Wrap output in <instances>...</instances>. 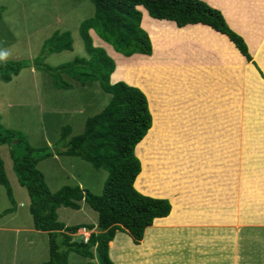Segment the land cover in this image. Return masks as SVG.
<instances>
[{
  "label": "rangeland",
  "instance_id": "rangeland-1",
  "mask_svg": "<svg viewBox=\"0 0 264 264\" xmlns=\"http://www.w3.org/2000/svg\"><path fill=\"white\" fill-rule=\"evenodd\" d=\"M206 2L215 3L221 12V8H227L229 12L225 13L233 22L241 21L238 34L245 36L254 47L250 34L264 27V0ZM0 11V63L32 61L44 52L48 39L55 33L65 32L71 33L74 50L46 54L45 63L58 67L77 57H88L80 27L94 16L95 8L89 0H0ZM242 11H247L243 17ZM194 31L197 33L193 38L189 36L171 44L163 37L166 40L161 45L163 50L158 54L153 51L146 60L147 69L136 66L128 69L130 81L123 78L127 74L123 67L130 63L126 62V57L114 53L110 46L90 33L95 46L105 48L114 60L115 83L139 86L149 100L152 127L155 126L151 136L136 148L144 168L138 188L135 184L138 191L154 197L179 199L182 196L179 189L186 183L185 173L181 175L177 167L182 157L185 163L189 155L196 153L195 162L201 168L195 173L196 180L192 181L195 190L190 194L196 198L192 201L199 222L196 239L190 243L194 226L184 224V238L183 234L178 235L180 239L176 243L175 236L167 230L155 239L164 249L165 259L156 254L152 258L138 253L139 258L128 257L131 264H171V261L187 264L195 258L199 264H242L241 231L248 227L246 221L242 222L243 211H247L248 203L252 205L253 195H260L264 188V83L254 70L255 65L251 66L252 62L248 61L250 71H243L235 64L232 53L237 50L229 41L215 31ZM241 58L246 63L247 59ZM165 66L173 67L167 75ZM174 72L180 73L179 80L173 78L171 73ZM184 73L188 75L187 81L182 76ZM169 77L173 79L167 80ZM110 100L111 96L99 83L84 87L76 84L73 90L58 91L48 74L30 67L10 83L0 81L2 125L21 132L32 147L50 148L53 152L62 149L58 145L63 127L71 126L73 136L81 135L88 118L100 114ZM0 156L14 198L12 202L5 187L0 185V216L14 210L0 217V264H47L50 236L34 229L30 197L13 171L8 146L0 147ZM38 168L53 193L66 186H80L100 195L109 178L107 171L96 170L75 157L53 156L41 161ZM185 209L180 206L179 216L181 210L184 217L195 215L186 213ZM58 215L59 221L67 227L94 225L93 232L87 228L86 232L90 236L99 233L98 214L86 203L81 204L79 211L61 208ZM82 232L76 238L85 242ZM118 234L129 237L125 233ZM148 236L153 238V235ZM119 239L113 242L118 243ZM125 240L130 241L123 244V249L131 255L140 250L130 237ZM93 253L94 260L72 254L69 263L100 264L95 248ZM109 254L111 261L117 264V254L113 253L115 259L111 258V251ZM253 263L261 264L258 259Z\"/></svg>",
  "mask_w": 264,
  "mask_h": 264
},
{
  "label": "trees",
  "instance_id": "trees-1",
  "mask_svg": "<svg viewBox=\"0 0 264 264\" xmlns=\"http://www.w3.org/2000/svg\"><path fill=\"white\" fill-rule=\"evenodd\" d=\"M89 1L94 5V16L80 27L87 58L77 57L73 62L58 67L45 63L46 54L74 50L73 37L70 32H65L55 33L48 39L43 46L44 52L32 61L0 63V81L4 83L12 82L22 70L30 67L48 74L54 89L58 91L73 90L75 84L84 87L99 83L101 89L111 96L110 103L100 114L88 118L81 135L73 136L71 126L63 127L58 145L62 149L55 152L50 148L32 147L21 132L5 128L0 116V147L8 146L13 171L19 184L28 191L34 229L50 236V261L47 264H71L69 257L73 253L84 259L94 260V248L100 264H114L110 259L109 245L117 233L127 234L136 246H140L146 230L153 226L155 220L169 217L172 211L169 200L145 195L137 189L144 168L136 148L151 136L155 126L154 124L152 127L149 100L138 87L112 82L111 78L117 70L116 64L105 48L95 46L90 31H94L99 40L110 46L114 53L127 58L126 62L130 63L123 67L127 69L123 78L129 81L128 69L131 66L145 68L146 60L152 56L153 51L158 54L163 50L161 45L166 41L164 39H168L167 44H171L178 39H187L189 36L193 38L197 33L194 30L209 32L212 28L216 33L227 36L231 42L225 36L224 40L234 44V48L241 53H232L235 64H239L240 68L249 66L242 56L253 62L247 43L238 34L242 22H233L225 13L227 8H221L223 14L212 8L211 6L218 8L213 2L209 6L201 0ZM246 13L247 11H242L240 15L243 17ZM246 31L249 33L250 29ZM254 33L257 31L252 30L250 36L256 50L258 43L257 38L253 37ZM254 65L259 70L257 63L254 62ZM154 118L156 120V116ZM55 155L80 158L96 170L107 171L109 178L103 193L95 195L80 186H66L56 193L51 192L38 166L41 161ZM194 164L198 169L199 165ZM4 165L0 156V185L5 187L13 202ZM82 203L88 204L98 214L99 233H92L87 243L76 238V235L82 229L92 231L96 226L67 227L59 221L58 215L61 208L79 211ZM13 211L8 210L0 217Z\"/></svg>",
  "mask_w": 264,
  "mask_h": 264
},
{
  "label": "crops",
  "instance_id": "crops-1",
  "mask_svg": "<svg viewBox=\"0 0 264 264\" xmlns=\"http://www.w3.org/2000/svg\"><path fill=\"white\" fill-rule=\"evenodd\" d=\"M202 1L206 2V0H202ZM211 7L217 9L214 6H211ZM148 16H149V13H148ZM142 20H143V18H142ZM198 26H190V27H198ZM202 26H205V25H202ZM187 27H189V26H187ZM206 27H208V26H206ZM209 28H207V29H209ZM210 30L215 31L212 28H210ZM90 33H93L99 39V37L96 35V33L94 31H90ZM217 33H219V32H217ZM220 34L221 33H219V36L223 35V34H221V35ZM91 36H92V34H91ZM224 36L225 35H223V37ZM225 37H227V36H225ZM225 37H224V39H225ZM254 37L257 38L256 40L258 43L256 50L252 46L250 41H248L245 36H242V38L245 40V42L248 45L249 53L251 54L252 59H253L251 66L254 65V62L257 63L259 70L255 66H253V67H255L254 70L256 71L260 80L264 83V27L259 32L254 33ZM92 38H93V36H92ZM228 40H229V38H228ZM233 46H235V45L233 44ZM237 51H238V49H237ZM144 57H147V56H144ZM242 57H244V56H242ZM246 63L249 65V62L247 60H246ZM211 67H214V66H211ZM225 67H231V66H225ZM116 68H117V66H116ZM159 68H162V67H159ZM163 68H168L167 71L164 72V74H166V75L168 74L169 69H173V67H170V66H165ZM187 68H196V67H188L187 66ZM145 69H147V68H145ZM145 69H142V70H145ZM242 70L243 71H250L249 66L242 67ZM169 73H170V71H169ZM249 73L250 72H247V76H249ZM171 74H173V76H174L173 78L175 80L180 79V76H178V75H180V73L174 72ZM171 74H169V75L171 76ZM114 75L111 78L113 80L112 81L113 83H115ZM226 75H230V74H225V76ZM182 76L187 81L188 75L186 73H184ZM173 78L169 77V79H167V80H171ZM214 78H216V76H214ZM116 81H118V79ZM137 87H139V86H137ZM144 93L146 94L145 91H144ZM146 96H147V94H146ZM150 111H151V109H150ZM196 157H197L196 153L194 155H192V154L189 155V158L185 163H184L185 157H182V160H181L182 163H180L177 166L181 172V175H184V173H185L184 179H186V183L182 188L179 189V192H182L181 193L182 196H180L179 199H175L173 197H167V196L162 197V198L169 200V202L172 206L171 214L167 218L155 220L153 226L146 230L145 238H144L143 242L141 243V245L138 247V248H140V250H138V251L135 250V254L131 255L130 251H127V249H123L124 248L123 244L124 243L128 244V241H130V240H128V241L125 240L126 238L129 239V237H127L124 234H118L117 233L118 235H116V237H115L116 239H114V240L116 241L119 237L121 239H119L118 243H115L112 241L110 243V246H109L111 249L110 250L111 255H112L111 258H114L113 253L117 254V256H116L117 259H115L116 260L115 262L117 264L118 263L131 264L130 263L131 261L129 262L128 257L132 256L134 258L135 257L139 258L138 253L148 255L149 257H152V258L154 257V254H156V255H160L161 258L165 259L166 256L164 254V249L161 248V245L159 243L157 244V242H155V239H157L161 233H165V231L170 230L169 233L172 236H175L174 239H176V240H174V242L176 243L180 239L179 236L183 234L182 228H183L184 224L188 225L190 227L194 226L193 227V234L189 238L190 243L196 239L194 236H196L195 235L196 228H197L196 226L199 224V222H198V218H197L198 213H196V208H194V205L192 203V201H194L196 198L190 197L191 192H193L195 190L193 188V185H192V181L196 180L195 173L198 172V169L201 170L200 165H199V168L196 169V166L194 164V163H196L195 162ZM185 170H186V172H185ZM191 173H194V176H192ZM258 191H260V190H258ZM260 192H261L260 195L259 194L253 195L255 198L252 200V205L250 203H248L247 208H245V210L247 209V211H243L244 216L242 218V222L245 223V221H246L248 227L246 230L241 231V241H242L241 242V248L243 250L242 264H252L254 259H258V260H260L261 264H264V188H261ZM143 194H145V193H143ZM156 198L162 199L159 196ZM191 198H193V199H191ZM180 206H181V208H183V209L186 208L185 210H188L186 213H188V214L194 213L195 214L193 216L194 218L188 217V216L184 217V215H183L184 211H182V210H181L182 215L179 216L178 212L180 210ZM254 210H258V211L255 212ZM148 235H153V238L150 239ZM77 236H78V234L76 235V237ZM183 238H184V234H183ZM182 243H180V244H182ZM69 259H70V257H69ZM196 259H198V258L190 260L191 262H187V264H199L195 261ZM171 264H174V263L171 261Z\"/></svg>",
  "mask_w": 264,
  "mask_h": 264
},
{
  "label": "built area",
  "instance_id": "built-area-1",
  "mask_svg": "<svg viewBox=\"0 0 264 264\" xmlns=\"http://www.w3.org/2000/svg\"><path fill=\"white\" fill-rule=\"evenodd\" d=\"M81 232H82V230H81ZM81 232H79L78 235H80ZM82 234L84 235L83 236L84 237V241L87 242L89 240L90 234L88 232H86V229H83Z\"/></svg>",
  "mask_w": 264,
  "mask_h": 264
},
{
  "label": "clouds",
  "instance_id": "clouds-1",
  "mask_svg": "<svg viewBox=\"0 0 264 264\" xmlns=\"http://www.w3.org/2000/svg\"><path fill=\"white\" fill-rule=\"evenodd\" d=\"M202 1V0H201ZM204 2V1H203ZM206 3V2H205ZM206 4H208V3H206ZM209 5V4H208ZM210 6V5H209ZM213 8V7H212ZM215 9V8H214ZM153 19V18H152ZM167 22H169V21H167ZM143 29V28H142ZM79 234V233H78ZM88 242V241H87ZM87 242H84V243H87Z\"/></svg>",
  "mask_w": 264,
  "mask_h": 264
},
{
  "label": "bare ground",
  "instance_id": "bare-ground-1",
  "mask_svg": "<svg viewBox=\"0 0 264 264\" xmlns=\"http://www.w3.org/2000/svg\"><path fill=\"white\" fill-rule=\"evenodd\" d=\"M115 259V258H114Z\"/></svg>",
  "mask_w": 264,
  "mask_h": 264
}]
</instances>
